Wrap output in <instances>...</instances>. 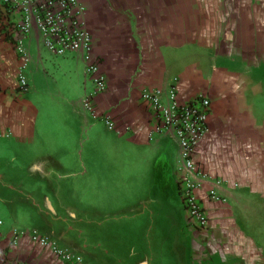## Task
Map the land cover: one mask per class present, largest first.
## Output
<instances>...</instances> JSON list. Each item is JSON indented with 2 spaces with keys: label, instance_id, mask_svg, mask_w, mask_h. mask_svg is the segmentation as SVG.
<instances>
[{
  "label": "crops",
  "instance_id": "obj_1",
  "mask_svg": "<svg viewBox=\"0 0 264 264\" xmlns=\"http://www.w3.org/2000/svg\"><path fill=\"white\" fill-rule=\"evenodd\" d=\"M79 1L105 82L93 112L80 54L50 55L32 28L21 57L0 9V264H62L18 225L31 216L84 264H263L254 228L264 214V48L244 21L257 2L233 17L226 0ZM170 85L181 102L209 101L193 156L207 176L195 190L203 230L185 222L176 144L139 99ZM16 229L25 234L11 245ZM97 237L112 261L87 244Z\"/></svg>",
  "mask_w": 264,
  "mask_h": 264
},
{
  "label": "built area",
  "instance_id": "obj_2",
  "mask_svg": "<svg viewBox=\"0 0 264 264\" xmlns=\"http://www.w3.org/2000/svg\"><path fill=\"white\" fill-rule=\"evenodd\" d=\"M0 9L9 23L15 50L26 57L23 39L32 28L39 36L42 48L52 56L61 57L78 52L84 65V77L90 84L91 92L84 99V109L93 112L91 98L104 90L105 82L98 61L91 56V40L83 23L84 7L79 0H0ZM18 89L26 91L27 84L21 75L17 79ZM140 101L154 117L155 132H166L173 138L177 148L175 181L183 208L185 222L190 227L203 230L207 216L195 196V190L206 179V175L194 162V150L206 134L209 101L199 95L192 100L181 102L176 97L174 86L164 93L142 90ZM107 129L113 128L108 117L103 119ZM209 201H223L214 191L207 193ZM2 222L0 221V229ZM20 233L11 232L10 244L16 243ZM0 230V238H1ZM41 247H49L54 257L62 264H81L71 252L59 249L45 239L31 237Z\"/></svg>",
  "mask_w": 264,
  "mask_h": 264
},
{
  "label": "rangeland",
  "instance_id": "obj_3",
  "mask_svg": "<svg viewBox=\"0 0 264 264\" xmlns=\"http://www.w3.org/2000/svg\"><path fill=\"white\" fill-rule=\"evenodd\" d=\"M197 1H201V3L203 2L204 5H202V7L207 8L208 5H212L213 3H209L207 1H217V2H223L224 0H197ZM227 1V12L228 15L230 16H235V17H239V15H242V13H246L248 10V5H250V1H252L253 5L255 2H257L258 7L255 8L253 6V9L249 10V13H251V11H253V15L249 16L248 14H246V17H248L247 21L249 24L253 25V33L255 32L256 29H254V25L257 24L258 25V33H259V45L260 48H264V39H263V34H264V0H226ZM211 6V7H212ZM207 11V9H206ZM212 11V9H211ZM235 11L237 12V14H234ZM257 11V12H255ZM208 12V11H207ZM250 17V19H249ZM251 20V21H250ZM243 33L245 34V31H243ZM264 66V64H263ZM18 218V217H17ZM22 217H20V219H18L19 223ZM42 217H24V223L21 226V223L18 224L21 228H26L27 230H25V232H28L26 234H29V237H38V238H42L45 239L46 243H53L52 238L48 235V233H45L43 231L42 225H40V223L42 222ZM49 219L54 220V217H48ZM255 219L257 220V224L255 226L254 229H256L257 231L254 233L255 237L257 238L256 241L258 242L259 245V250L262 252L261 258L263 259V264H264V214L260 213L255 217ZM0 221L2 222V226H1V234L3 235V231H4V221L0 216ZM172 217L170 219V224L172 226ZM19 228V227H18ZM17 233H20V235H24L25 232L24 231H20V229H16L15 230ZM165 237L164 239H169L170 241L174 240V233L171 232H165L164 233ZM87 244L93 247L94 253L97 252L98 255H100L103 259H107L109 261L113 260L112 254L111 253H107V248H106V242L103 238L101 237H97L95 240H90L87 241ZM79 259V258H78ZM81 264H84L83 261L81 259H79ZM120 264H124V263H120Z\"/></svg>",
  "mask_w": 264,
  "mask_h": 264
}]
</instances>
